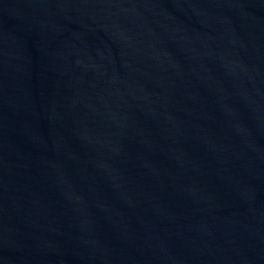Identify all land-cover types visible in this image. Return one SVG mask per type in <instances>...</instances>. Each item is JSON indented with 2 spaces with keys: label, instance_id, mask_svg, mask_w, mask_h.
I'll list each match as a JSON object with an SVG mask.
<instances>
[{
  "label": "water",
  "instance_id": "water-1",
  "mask_svg": "<svg viewBox=\"0 0 264 264\" xmlns=\"http://www.w3.org/2000/svg\"><path fill=\"white\" fill-rule=\"evenodd\" d=\"M0 264H264V0H0Z\"/></svg>",
  "mask_w": 264,
  "mask_h": 264
}]
</instances>
